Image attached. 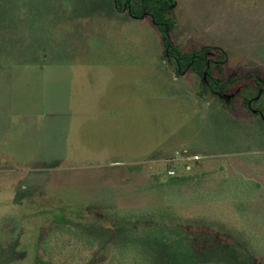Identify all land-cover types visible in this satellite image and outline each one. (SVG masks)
Returning <instances> with one entry per match:
<instances>
[{
    "label": "rangeland",
    "instance_id": "374dc122",
    "mask_svg": "<svg viewBox=\"0 0 264 264\" xmlns=\"http://www.w3.org/2000/svg\"><path fill=\"white\" fill-rule=\"evenodd\" d=\"M169 15L176 42L225 51L222 90L176 77L157 28L113 0H0V264H132L59 237L44 253L74 205L206 213L224 236L205 264H264V0H174ZM165 166L186 180L165 183Z\"/></svg>",
    "mask_w": 264,
    "mask_h": 264
},
{
    "label": "trees",
    "instance_id": "16d2710c",
    "mask_svg": "<svg viewBox=\"0 0 264 264\" xmlns=\"http://www.w3.org/2000/svg\"><path fill=\"white\" fill-rule=\"evenodd\" d=\"M113 6L133 19H147L157 28L162 43L161 58L172 61L176 77L185 73L196 74L205 78L213 91L222 90L228 83L232 71L221 47L193 40L180 44L172 37L176 21L169 13L174 0H113ZM169 167L165 166L166 170ZM172 177L173 180L167 179L165 183L174 187L186 180L176 175ZM163 184H152L148 188L158 195ZM148 207L149 210H104L100 216H95L79 205L69 206L54 213L49 224L59 227V234L54 236V232L52 235L49 232L42 238L41 248L47 253L46 240L59 237L83 250L93 251L91 261L101 255L124 260L130 258L132 264H205L208 258L213 259L222 252L224 233L220 226L216 228L208 224L206 213L192 214L182 221L165 207ZM213 224L219 225L217 222ZM219 263L225 264V260ZM30 264L62 263L35 254Z\"/></svg>",
    "mask_w": 264,
    "mask_h": 264
},
{
    "label": "built area",
    "instance_id": "2783aa9c",
    "mask_svg": "<svg viewBox=\"0 0 264 264\" xmlns=\"http://www.w3.org/2000/svg\"><path fill=\"white\" fill-rule=\"evenodd\" d=\"M189 157H190V156H189ZM190 158H192V159H198V155H193V156H191ZM166 174H167L168 176H175V171H174L173 168L169 167V168L166 170Z\"/></svg>",
    "mask_w": 264,
    "mask_h": 264
},
{
    "label": "crops",
    "instance_id": "0c3cea01",
    "mask_svg": "<svg viewBox=\"0 0 264 264\" xmlns=\"http://www.w3.org/2000/svg\"><path fill=\"white\" fill-rule=\"evenodd\" d=\"M116 10V9H115ZM118 12V11H117ZM120 13H122V12H120ZM125 14V13H124ZM127 15V14H126Z\"/></svg>",
    "mask_w": 264,
    "mask_h": 264
}]
</instances>
